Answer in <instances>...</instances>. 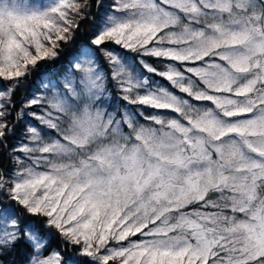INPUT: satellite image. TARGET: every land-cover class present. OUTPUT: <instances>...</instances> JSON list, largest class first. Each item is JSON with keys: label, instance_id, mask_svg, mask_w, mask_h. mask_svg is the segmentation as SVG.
Returning a JSON list of instances; mask_svg holds the SVG:
<instances>
[{"label": "snow or ice", "instance_id": "1", "mask_svg": "<svg viewBox=\"0 0 264 264\" xmlns=\"http://www.w3.org/2000/svg\"><path fill=\"white\" fill-rule=\"evenodd\" d=\"M0 81V264H264V0H0Z\"/></svg>", "mask_w": 264, "mask_h": 264}, {"label": "trees", "instance_id": "2", "mask_svg": "<svg viewBox=\"0 0 264 264\" xmlns=\"http://www.w3.org/2000/svg\"><path fill=\"white\" fill-rule=\"evenodd\" d=\"M22 2H25V0H22ZM29 2H31V0H29ZM90 2H91V0H90ZM92 11L95 12L96 9L93 7ZM91 28H92V24L91 23H82L81 24V31L82 32L89 31ZM78 39H79V37H78ZM3 83H4L3 81H0V86H2ZM26 91H28L26 88L20 89L19 92L17 93V99H19ZM3 163L5 165H7L8 161L4 160ZM132 239H136V238L133 237Z\"/></svg>", "mask_w": 264, "mask_h": 264}, {"label": "rangeland", "instance_id": "3", "mask_svg": "<svg viewBox=\"0 0 264 264\" xmlns=\"http://www.w3.org/2000/svg\"><path fill=\"white\" fill-rule=\"evenodd\" d=\"M27 2H29V0H27Z\"/></svg>", "mask_w": 264, "mask_h": 264}]
</instances>
